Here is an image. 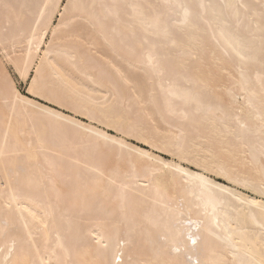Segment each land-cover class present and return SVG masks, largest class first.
<instances>
[{
  "label": "bare ground",
  "instance_id": "6f19581e",
  "mask_svg": "<svg viewBox=\"0 0 264 264\" xmlns=\"http://www.w3.org/2000/svg\"><path fill=\"white\" fill-rule=\"evenodd\" d=\"M0 46V264H264V0H0Z\"/></svg>",
  "mask_w": 264,
  "mask_h": 264
},
{
  "label": "rangeland",
  "instance_id": "374dc122",
  "mask_svg": "<svg viewBox=\"0 0 264 264\" xmlns=\"http://www.w3.org/2000/svg\"><path fill=\"white\" fill-rule=\"evenodd\" d=\"M56 21V19H55ZM3 66V68L11 75L12 79L14 80L17 88L23 93V94H26V87L28 85V81H23L20 77H19V74L17 73V71L15 70V68L13 67V64L9 61V59H7L5 56H4V52L3 50L1 49V46H0V67ZM66 112V111H65ZM68 113V112H67ZM110 131V130H109ZM133 140L132 142L133 143H136V139H131ZM148 149L152 150V151H155V152H158L157 150L158 149H153V148H149ZM167 157H169L167 155ZM243 191H245L246 193H249V194H252V191L251 190H247V189H243ZM251 192V193H250Z\"/></svg>",
  "mask_w": 264,
  "mask_h": 264
},
{
  "label": "snow or ice",
  "instance_id": "6c2138e0",
  "mask_svg": "<svg viewBox=\"0 0 264 264\" xmlns=\"http://www.w3.org/2000/svg\"><path fill=\"white\" fill-rule=\"evenodd\" d=\"M242 59H243V57H242ZM34 83H35V81H34ZM188 239L190 240V242L193 244V245H195L196 243H197V240L195 239V238H193L191 235H189V237H188ZM97 243H99V241H97ZM180 247H178V246H175V247H173V249H172V251H174V252H180ZM121 255L122 254H117L116 255V258H115V264H123V262H122V258H121ZM189 260H190V257H189ZM177 264H179V262H177Z\"/></svg>",
  "mask_w": 264,
  "mask_h": 264
}]
</instances>
